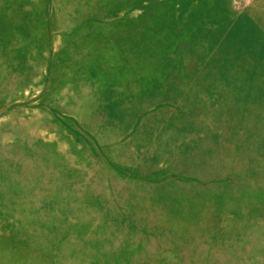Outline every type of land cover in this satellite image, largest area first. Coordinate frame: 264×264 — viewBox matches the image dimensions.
<instances>
[{
  "label": "rangeland",
  "instance_id": "rangeland-1",
  "mask_svg": "<svg viewBox=\"0 0 264 264\" xmlns=\"http://www.w3.org/2000/svg\"><path fill=\"white\" fill-rule=\"evenodd\" d=\"M0 264H264V0H0Z\"/></svg>",
  "mask_w": 264,
  "mask_h": 264
}]
</instances>
